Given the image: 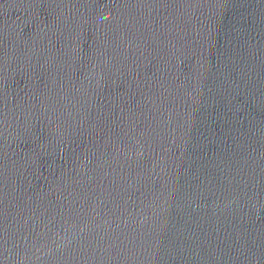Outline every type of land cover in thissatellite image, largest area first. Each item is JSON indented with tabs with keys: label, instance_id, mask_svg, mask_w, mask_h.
Returning <instances> with one entry per match:
<instances>
[{
	"label": "water",
	"instance_id": "95a60500",
	"mask_svg": "<svg viewBox=\"0 0 264 264\" xmlns=\"http://www.w3.org/2000/svg\"><path fill=\"white\" fill-rule=\"evenodd\" d=\"M0 264H264V0H0Z\"/></svg>",
	"mask_w": 264,
	"mask_h": 264
}]
</instances>
